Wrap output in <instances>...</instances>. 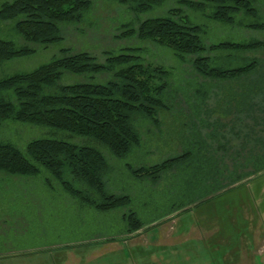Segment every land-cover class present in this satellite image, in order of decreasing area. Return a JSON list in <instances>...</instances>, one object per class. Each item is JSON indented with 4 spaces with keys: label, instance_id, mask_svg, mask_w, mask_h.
Instances as JSON below:
<instances>
[{
    "label": "trees",
    "instance_id": "16d2710c",
    "mask_svg": "<svg viewBox=\"0 0 264 264\" xmlns=\"http://www.w3.org/2000/svg\"><path fill=\"white\" fill-rule=\"evenodd\" d=\"M165 2L136 0L131 10L135 14L144 13ZM176 3L179 6L170 8L168 16L141 21L138 27L122 25L116 37H137L146 43L142 47L127 48L128 52L118 55L106 52L104 63L87 52L62 50L60 57L36 70L0 79V130L10 122L64 131L106 146L116 160H121L141 145L142 138L134 124L139 116L156 128L155 137L165 135L163 132L174 133L172 136L176 139L180 137L185 141L188 138L187 147L198 144L200 149L212 153L213 157L209 159L220 162L208 167L210 170L205 178L207 184L213 185L210 193L190 206L167 213L164 221L212 201L216 193L247 178L242 172L234 184L214 187L218 181L215 169L222 168L224 162L228 163V169L255 167L249 177L264 173V38L248 34L264 33V21L245 22L246 18L264 15V0H176ZM92 6V0H15L5 3L0 8V21L15 22V29L25 45L17 46L0 39V67L62 41L66 28L81 23ZM187 11L202 15L211 24L195 23ZM219 25L244 30L243 37L247 39L216 42L210 33ZM150 48L169 49L180 64L170 65L158 56L150 59ZM177 70L189 73L186 76L197 81L196 91L189 89L172 95ZM65 73L92 74L94 77L112 73L113 76L107 84L92 81L65 85L61 83ZM247 80L255 93V101L250 104L255 115V144L252 151L246 153L248 158L243 160L241 153L230 152L227 125L216 120L215 113L204 110L203 100L232 92L235 83ZM182 107L188 112L181 111ZM219 128H223L222 135H219ZM192 135L193 139L190 138ZM4 141H0V182L3 176H7L6 182H14L16 178L25 181V177L44 174L45 184L51 192H57L58 188L66 191L80 201L82 209L91 207L99 212L126 209L122 216L126 223L123 233L104 240L129 237L163 222H142L133 206L136 201L132 193L126 192V187L110 190L112 180L109 176L116 171V164L98 147L45 138L29 142L23 152L14 143ZM177 147L185 148V152L176 158L148 167L134 168L127 163V171L125 168L123 171L140 178L141 182L145 179L158 182L164 172L191 158L192 151L186 150V144L179 142ZM11 198L10 194L0 193V209L5 204L11 205L7 202ZM142 205L146 208L148 203ZM8 215L7 219L11 217L10 212ZM78 243L82 241L72 244ZM65 245L69 246H58ZM6 255L11 254L7 252L0 257Z\"/></svg>",
    "mask_w": 264,
    "mask_h": 264
},
{
    "label": "rangeland",
    "instance_id": "374dc122",
    "mask_svg": "<svg viewBox=\"0 0 264 264\" xmlns=\"http://www.w3.org/2000/svg\"><path fill=\"white\" fill-rule=\"evenodd\" d=\"M14 1L0 0V8L5 3ZM92 1L93 6L84 20L79 24L69 25L64 31L62 41L49 46L46 50L41 49L32 56L4 63L0 67V79L36 70L60 57L61 51L67 49L73 53L87 52L96 57L98 62L104 63L106 52L118 55L128 52L127 48L146 45L137 37L117 38L116 35L121 32L122 25L138 27L141 21L168 16L167 11L170 8L176 4L179 6L176 0H166L164 4L151 11L135 14L131 6L136 0H128L126 3L121 0ZM186 13L197 24H211L200 14L191 11ZM262 21H264V15L259 18L245 19V22L251 23ZM243 34L244 30L238 28L233 30L228 25H219L214 28L210 36L212 35V38L215 36L216 42L227 40L242 42L247 39L243 37ZM248 34L264 38L263 32H248ZM0 39L11 41L17 46L25 45L15 29V22L12 21H0ZM148 55L150 59L158 56L170 65L180 64L173 58V52L169 49L150 48ZM187 74L189 73L183 70L175 71L172 95H178V92L189 89L196 91L199 86L197 81L189 79ZM112 76V73L99 74L95 77L92 74L65 73L61 83L75 85L93 81L98 84H107ZM134 124L141 135V145L121 160H116L106 146L93 143L81 136L46 128H30V125L19 123L8 122L0 130V141H10L23 152L26 151L29 142L45 138L66 141L74 145L98 147L109 161L114 159L116 164V171L109 176L112 180L110 190L117 191L126 187V192L132 193L135 198L136 202L133 206L142 222L151 224L163 220L147 232L143 230L134 234L132 238H139L145 243L151 242L152 245L159 239L162 241L161 245L134 249L131 248L133 245L126 244L125 240L117 239L114 243L103 239L123 233L126 223L122 216L126 209L111 212H99L91 207L82 209L80 201L66 191L58 188L57 192H51L52 190L45 184L44 174L39 177H25V181L16 178L14 182L9 181L11 183L5 181L7 176H3L0 182V193L14 195L12 196L14 199L7 201L13 204L14 208H11V217L7 219V224L0 226V254L8 252L13 255L0 257V264H60L58 257L60 261L70 259L61 264H77L79 260H83V256H86L85 260L91 262L90 264H125L119 260L124 252L129 256L133 254V258L129 259L130 261L127 260L126 264H168L164 258L173 255V252L174 255H191L192 261L187 264H202L198 259L200 255L210 257L207 259L209 263L203 264H216L213 263L215 256H220L222 264H230L226 259L234 254L238 259L240 258L238 264H264V173L249 177L255 167L228 169L226 168L228 163L224 162L222 168L215 169L218 171V181L214 187L234 184L242 172H245L247 178L216 193L212 201L164 221L167 213L176 208L190 206L191 203L210 193L213 185L207 184L205 178L210 170L208 167L220 161L210 160L209 157H213L212 153L207 149H200L198 144L187 147L188 138L187 141L180 137L176 139L172 136L174 133L167 135L165 132H163L165 135L155 137L156 128L149 120L138 116ZM191 132L189 128L190 135ZM193 135L190 138L193 139ZM157 138L160 139L156 140ZM230 139H232L231 136ZM179 142L186 144V150L188 148L192 151L191 158L186 163L164 172L158 182L151 179L141 182L140 178L132 177L126 172L125 164L127 163L132 164L134 168L148 167L182 155L185 148L180 150L177 147ZM212 151L217 154L216 151ZM123 168L126 171H123ZM37 193L45 194L47 198L41 200V207L36 206V202L32 205L33 200L29 199L32 194ZM92 198L97 197L92 196ZM143 202L148 203L146 208L143 207ZM2 220L1 217L0 222ZM179 228L189 231V236L185 239L190 240H188L189 246L186 247L187 242H184V249L179 248L177 253L171 246L165 245L168 240L171 245L173 229L179 230ZM79 241H82V244L47 251V248L62 244L72 245ZM200 241L211 242L201 244ZM236 242L240 246L238 250L230 246ZM136 257L140 260L139 258L136 260ZM242 259L245 261L242 262ZM174 264L183 263L175 262Z\"/></svg>",
    "mask_w": 264,
    "mask_h": 264
},
{
    "label": "crops",
    "instance_id": "0c3cea01",
    "mask_svg": "<svg viewBox=\"0 0 264 264\" xmlns=\"http://www.w3.org/2000/svg\"><path fill=\"white\" fill-rule=\"evenodd\" d=\"M255 93L252 87V84L250 81H242L241 83H235L233 85V91L229 92L227 94H221L219 96H213V97H209L203 100L204 103V110L206 111H211L212 113H215V119L216 120H220V122H225V125H227L226 128V132L229 130L230 131V136L232 137L231 139V143H230V152L232 153H241L242 157H240L241 159L243 158V160H246L248 158V153L250 151H252V148L255 144V139H254V132H253V127H254V120H255V115H254V111L253 108L250 109V104L252 101H255ZM260 103V102H259ZM181 111L186 110L185 107L180 108ZM188 112V111H187ZM180 113V112H179ZM169 119V118H168ZM172 120V119H170ZM170 120H168V123L170 124ZM207 127V126H206ZM223 128H219V135H222L223 133ZM263 133H264V129ZM227 135V134H226ZM264 135V134H263ZM181 150V148H180ZM247 153V154H246ZM236 159L239 158L238 154H236ZM14 196V195H11ZM47 199L46 195L44 194H32L31 198L33 200L32 205L36 202L38 207H41V200L43 199ZM11 199H14V197H12ZM6 206V207H4ZM11 208H14V205H8L5 204L3 205V208L0 209V213L2 215V222L1 225L5 226L7 224V218L9 217L8 213L11 211ZM10 210V211H9ZM181 214H177L175 216H171L172 219L174 217L180 216ZM170 219V218H169ZM149 230V229H148ZM148 230H146L145 232H147ZM185 230V229H184ZM184 230H182V228L179 230L178 229H173L172 232V236H171V245L168 240L167 245L165 246H171L172 249H174L177 253L179 251V248L184 249V242L186 243V247L189 246V241L190 239L186 238L187 236H189V231L185 230L186 233L184 234ZM188 232V233H187ZM138 234V233H137ZM220 234V233H219ZM135 236V235H134ZM133 235L129 236V237H122V238H118L120 239V241L125 240L124 242L126 244H132L133 246L131 248L137 249V248H145V247H155L157 245H161L162 241H160L159 239H157L155 241V244L152 245L151 242L145 243V241H140L141 239L139 238H132ZM178 237V238H177ZM132 238V239H130ZM158 238V237H157ZM168 238V237H167ZM105 239V238H104ZM117 240V239H116ZM109 242H116L115 240H106ZM208 243L211 241H200V243ZM216 242V241H215ZM248 242V241H245ZM238 242L232 243L235 245H230L231 248L235 247L236 250H238L237 248L240 247L239 245H237ZM82 244V243H80ZM75 244L69 245V246H54L53 248L48 249V250H56L58 248H70L72 246H74ZM78 245V244H76ZM200 245V244H199ZM201 246V245H200ZM164 247V246H162ZM131 248H129V250H131ZM34 251H40V250H34ZM136 252V251H135ZM184 251L182 250V253ZM13 255V254H11ZM133 254L126 255V252L123 253V255L119 258V260H122V262H124L125 264L128 263L127 260L132 259ZM182 255V254H181ZM170 255L167 256L166 258H164L166 260V262L168 264H174L175 262L177 263H183V264H187V263H191L192 259H191V255ZM129 256V257H127ZM86 256H83V260H79V262L77 264H90L88 262V260H85ZM139 257H136V260H138ZM200 263H209L207 261V259H210V257L207 256H202L200 255L199 258ZM70 259H66L63 260L58 257V261L61 263H66L68 262ZM140 260V258H139ZM230 264H238V261L240 260V258L238 259L236 257V255L234 254V256H229L228 259ZM130 261V260H129ZM213 261V260H212ZM242 262H244L245 260H241ZM247 261V260H246ZM137 262V261H135ZM216 264H222V259L220 258V256H215L214 257V261L213 263Z\"/></svg>",
    "mask_w": 264,
    "mask_h": 264
}]
</instances>
